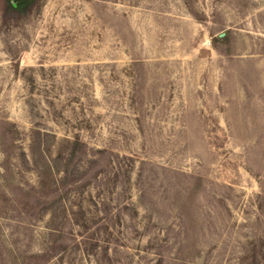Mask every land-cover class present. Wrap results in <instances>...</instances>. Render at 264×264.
<instances>
[{
	"label": "rangeland",
	"instance_id": "374dc122",
	"mask_svg": "<svg viewBox=\"0 0 264 264\" xmlns=\"http://www.w3.org/2000/svg\"><path fill=\"white\" fill-rule=\"evenodd\" d=\"M3 1L0 264H264V0Z\"/></svg>",
	"mask_w": 264,
	"mask_h": 264
},
{
	"label": "trees",
	"instance_id": "16d2710c",
	"mask_svg": "<svg viewBox=\"0 0 264 264\" xmlns=\"http://www.w3.org/2000/svg\"><path fill=\"white\" fill-rule=\"evenodd\" d=\"M16 1H15V3L10 2V0H4L3 1L2 14L4 16L8 13L9 9H12L13 10L15 8V6L18 4V1L17 2ZM31 2H35V0L34 1L31 0ZM26 10H28V9H26Z\"/></svg>",
	"mask_w": 264,
	"mask_h": 264
}]
</instances>
